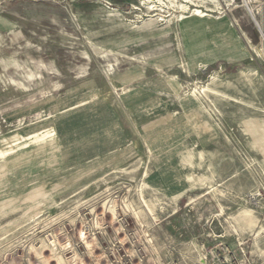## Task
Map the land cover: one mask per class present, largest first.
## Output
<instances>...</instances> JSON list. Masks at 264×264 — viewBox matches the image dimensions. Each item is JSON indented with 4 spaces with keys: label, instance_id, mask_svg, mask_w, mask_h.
Masks as SVG:
<instances>
[{
    "label": "rangeland",
    "instance_id": "374dc122",
    "mask_svg": "<svg viewBox=\"0 0 264 264\" xmlns=\"http://www.w3.org/2000/svg\"><path fill=\"white\" fill-rule=\"evenodd\" d=\"M253 17L264 34V0H0V264H264Z\"/></svg>",
    "mask_w": 264,
    "mask_h": 264
},
{
    "label": "water",
    "instance_id": "95a60500",
    "mask_svg": "<svg viewBox=\"0 0 264 264\" xmlns=\"http://www.w3.org/2000/svg\"><path fill=\"white\" fill-rule=\"evenodd\" d=\"M251 15H252V14H251ZM253 20H254L255 24L257 25V27L259 28V30H260V32H261V34H262V30H261V28H260L258 22L256 21V19H255L254 17H253Z\"/></svg>",
    "mask_w": 264,
    "mask_h": 264
},
{
    "label": "bare ground",
    "instance_id": "6f19581e",
    "mask_svg": "<svg viewBox=\"0 0 264 264\" xmlns=\"http://www.w3.org/2000/svg\"><path fill=\"white\" fill-rule=\"evenodd\" d=\"M262 36H263V38H264V34H263V32H262ZM52 135H54V133H53Z\"/></svg>",
    "mask_w": 264,
    "mask_h": 264
}]
</instances>
